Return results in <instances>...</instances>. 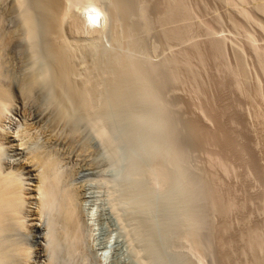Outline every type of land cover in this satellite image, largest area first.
I'll return each mask as SVG.
<instances>
[{"label":"rangeland","instance_id":"1","mask_svg":"<svg viewBox=\"0 0 264 264\" xmlns=\"http://www.w3.org/2000/svg\"><path fill=\"white\" fill-rule=\"evenodd\" d=\"M64 1L67 2L62 0V5ZM80 1H68L64 5L75 10L69 8L77 17L80 6L77 5L83 3ZM13 2L0 0V88L4 89L2 95L8 91L23 105L20 109L18 104V108L15 104L9 108L5 103L8 96L0 95V117L3 119L0 127L11 135L9 142L0 143V171L20 183V187L30 188L25 191L26 199L22 200L20 211L15 215H19L18 221L22 224L15 238L19 239L20 235L18 247H27V253L31 254L26 262L19 258L14 262L257 264L256 261L262 260L260 264H263L264 159L261 158H264V100L260 98L264 99V96L256 90L264 87V74L254 66L257 65L254 59L257 52L253 51L256 45L264 52V0H101L99 3L106 13L103 28L91 37L83 25L79 28L81 31L75 33L67 23H61L59 27V18L56 30H62L57 32L59 35L53 34L54 30L48 28L51 21L42 0V3L23 0L27 10ZM38 6L39 11L36 10ZM23 12L25 15L26 12L34 13V19L31 18L35 33L25 32L23 22L21 24ZM121 18L124 20L120 21ZM260 20L262 31L258 28L262 25ZM77 22H81L79 17ZM12 28H15L13 33ZM133 28L134 32L131 31ZM8 34L14 37L8 38ZM53 46L61 50L65 46L63 54L65 52L66 59L71 60L67 63L72 70L68 78H63V68L56 67L58 60L48 51ZM71 46L74 47L71 49ZM120 59L126 64L118 61ZM256 71L260 76L255 75ZM29 74L35 75L34 78ZM255 79L263 85L256 86L251 82ZM68 81L79 93L87 89L92 97V89L98 94L89 99L96 100L90 101L89 110L79 106L75 96L76 99L70 98L72 95L66 92ZM24 82H30V87H25ZM22 90L25 95L21 94ZM114 93L117 97H113ZM256 106L262 111L258 109L257 112ZM255 111L260 112L257 117ZM261 112L263 116H260ZM152 125L158 126L156 131ZM224 142L226 145L228 142L229 147H223ZM32 155L34 161L24 164ZM255 157L259 163L254 161ZM166 165L171 171L165 170ZM40 177L44 187L49 186L57 195L51 207L43 206V195L36 190ZM160 180L161 185L157 184ZM221 211L226 212L225 215ZM66 214L70 215L68 221ZM68 222L73 228L71 239L66 226ZM251 229L261 230L262 238ZM5 236L0 232V244L8 242ZM255 244L257 248H253ZM260 246L262 251L258 252ZM3 252L8 256H0L2 263L13 264L9 258L11 253Z\"/></svg>","mask_w":264,"mask_h":264},{"label":"bare ground","instance_id":"2","mask_svg":"<svg viewBox=\"0 0 264 264\" xmlns=\"http://www.w3.org/2000/svg\"><path fill=\"white\" fill-rule=\"evenodd\" d=\"M15 2H13V3H15V4H19L20 6H22L23 5V8H24V4H22V2H23V0H14ZM27 1V0H26ZM38 1V0H37ZM40 2H41V0H39ZM68 1H73L72 3H74V0H67V2ZM77 1V0H76ZM83 3H78V5H77V7L79 6V8H78V10H79V15L77 16V17H79L80 18V21L81 22H77V17L76 16H74L72 13L73 12H75V10H72V8H70L69 7V5H67V6H65L64 4H66L67 2H63V5H62V0H42V4H44V8H46V10L45 11H47V17H49V21H51V27H48L49 29L51 28V31H53V34H54V32L57 34V35H59L58 33H60V32H58L60 29H57L56 30V28L58 27H56V20L58 19V21L60 22H58L57 24L59 25V24H61V23H67V26L69 25V27L68 28H70L71 29V32H73V33H75V32H77V31H79V28H81L80 26H82L83 25V27H84V29H85V31L88 33V34H90V37H91V34L93 33V35H95L94 33H96V32H99L100 30H102V28H103V22H104V15H106V13H104V7L102 8V6L100 5V3H99V1H101V0H81ZM80 1V2H81ZM103 1V0H102ZM175 1V0H174ZM182 1V0H181ZM239 1V0H238ZM242 1V0H241ZM244 1V0H243ZM255 1V0H254ZM262 1V0H261ZM11 2V1H10ZM9 2V3H10ZM30 2H31V0H30ZM122 2V1H121ZM164 2V1H163ZM237 2V1H236ZM252 2V1H251ZM26 3V2H25ZM109 3V2H108ZM174 3V2H173ZM27 4V3H26ZM30 5L32 4V3H29ZM105 4H107V3H105ZM117 4V3H116ZM115 4V5H116ZM122 4H123V2H122ZM126 4V3H125ZM128 4V3H127ZM166 4V3H165ZM182 4V3H181ZM258 4V3H257ZM262 4V3H261ZM260 3H259V5H261ZM16 5V6H17ZM111 5V4H110ZM118 6H119V3L117 4ZM171 5V4H170ZM174 5V4H173ZM177 5H179V2H177ZM176 5V6H177ZM254 5V4H253ZM13 6V5H12ZM34 6H37V5H35L34 4ZM104 6V5H103ZM124 6V5H123ZM122 6V7H123ZM126 6H128V5H126ZM167 6V5H166ZM172 6V5H171ZM181 6V5H180ZM179 6V7H180ZM183 6H185V5H183ZM182 6V7H183ZM11 7V6H10ZM31 7V6H30ZM77 7H76V9H77ZM106 7V6H105ZM113 7V6H112ZM112 7H110V8H112ZM169 7V6H168ZM167 7V8H168ZM173 7V6H172ZM178 7V6H177ZM186 7V6H185ZM254 7H255V5H254ZM260 7V6H259ZM14 8V7H13ZM12 8V9H13ZM23 8H21V9H23ZM26 8H29V7H26ZM38 8V9H37ZM36 8V10H38L39 11V6ZM42 8H43V5H42ZM71 9V11H73V12H71L70 11V9ZM93 8H95V9H97V10H99V12H101L103 15H102V18L100 19V21H99V23L97 24V25H90L89 24V22H88V17H87V15H86V13L88 12V10H90V9H93ZM117 8V7H116ZM181 8V7H180ZM179 8V9H180ZM184 8V7H183ZM256 8V7H255ZM262 8H263V6H262ZM17 9H19V8H17ZM25 9V8H24ZM23 9V10H24ZM113 9V8H112ZM125 9V8H124ZM128 9V8H127ZM132 9V8H131ZM172 8H170V10H171ZM186 9V8H185ZM257 9V8H256ZM258 9H260V8H258ZM25 10H27V9H25ZM25 10H24V12H25ZM28 10H31V8L30 9H28ZM108 10H110V9H106V11H108ZM114 10H116V9H114ZM113 10V11H114ZM168 10V9H167ZM167 10H166V12H167ZM264 10V9H263ZM12 11V10H11ZM17 11V10H16ZM19 11V10H18ZM120 11V10H119ZM124 11V10H123ZM178 11V10H177ZM19 12H21V11H19ZM24 12H23V14H24ZM32 12H34V10L32 11ZM36 12V11H35ZM77 12V11H76ZM182 12V11H181ZM39 13V12H38ZM111 13V12H110ZM116 13H118V10H116ZM122 13V12H121ZM130 13V12H129ZM165 13V12H164ZM170 13V12H169ZM177 13H179V12H176V14ZM187 13V12H186ZM1 14V13H0ZM9 14V13H8ZM32 14H34V13H31V15H30V13H28V12H26V15L24 14L23 15V21L21 20V24H22V22H23V24L22 25H24V27L22 26V25H19V26H21V28L23 27L24 29H25V32L26 33H29V34H32V33H35V32H33V25H32V18L34 19V17H32V16H34V15H32ZM112 14V13H111ZM110 14V15H111ZM114 14V13H113ZM131 14V13H130ZM166 14V13H165ZM164 14V16L166 17V15ZM172 13H170V15H171ZM20 15V14H19ZM116 15V14H115ZM126 16H128L127 14H125ZM181 15V14H180ZM1 16V15H0ZM36 16V15H35ZM41 16V15H40ZM44 16V15H43ZM76 17V18H74V17ZM126 16H125V18H126ZM130 16V15H129ZM128 16V17H129ZM163 16V15H162ZM161 16V17H162ZM186 16H188V15H186ZM32 17V18H31ZM181 17V16H180ZM20 18H22V17H20ZM20 18H18L19 20H20ZM36 18V17H35ZM115 18V17H114ZM119 18V17H118ZM169 18V17H168ZM76 19V20H75ZM106 19H107V17H106ZM112 19V18H111ZM128 19V18H127ZM148 19V18H147ZM178 19V18H177ZM1 20V19H0ZM42 20V19H41ZM114 20H117V19H114ZM122 20H124V19H120V21H122ZM172 20V19H171ZM184 20V19H183ZM189 21H190V19H188ZM259 20V19H258ZM48 21V26H50L49 24H50V22ZM78 21H79V19H78ZM173 21H175V20H173ZM262 21H264V20H262ZM262 21L260 20V23L262 24V25H258V28L260 27V30L262 31V27L261 26H263V23H262ZM17 21H15V23H16ZM19 22V21H18ZM46 22V21H45ZM130 22V21H129ZM161 24H162V19H161ZM165 22H167V21H165ZM164 22V23H165ZM171 22V21H170ZM258 23H259V21H257ZM256 22V23H257ZM34 23V22H33ZM44 23V22H43ZM43 23H42V25H43ZM115 23H116V21H115ZM118 23H120L121 24V22H118ZM117 23V24H118ZM123 23V22H122ZM145 23V22H144ZM163 23V24H164ZM168 23V25H170L171 26V24H169V22H167ZM172 23V22H171ZM174 23V22H173ZM190 23V22H189ZM257 23V24H258ZM19 24V23H18ZM47 24V23H46ZM65 24H62L63 26L65 25ZM130 24V23H129ZM160 24V25H161ZM175 24V23H174ZM177 24V23H176ZM256 24V25H257ZM116 25V24H115ZM132 25V24H131ZM66 26V27H67ZM118 26H119V24H118ZM122 26V25H121ZM145 26H149V25H146L145 24ZM173 26V25H172ZM186 26V25H185ZM59 27H61L60 25H59ZM58 27V28H59ZM105 27V26H104ZM132 27V26H131ZM134 27V26H133ZM163 27V26H162ZM166 27H168V26H166ZM175 27V26H174ZM36 28V27H35ZM129 28V27H128ZM148 28V27H147ZM147 28H145V30L147 29ZM169 28V27H168ZM168 28H166V29H168ZM190 28V27H189ZM13 29H15V28H12V33H13ZM46 29V28H45ZM64 29V28H63ZM137 29V28H136ZM180 29V28H179ZM181 29H184L183 27L181 28ZM35 30V29H34ZM62 30V29H61ZM60 30V31H61ZM67 30H69V29H67ZM99 30V31H98ZM134 30V28L131 30V31H133ZM169 30V29H168ZM172 30H174V29H172ZM188 30V29H187ZM257 30V29H256ZM259 30V29H258ZM8 31V30H7ZM47 31H49V30H47ZM46 31V32H47ZM81 31V30H80ZM79 31V32H80ZM84 31V32H85ZM128 31V30H127ZM131 31H130V33H131ZM149 31V30H148ZM17 32V31H16ZM20 32V31H19ZM44 32H45V30H44ZM45 32V33H46ZM50 32V31H49ZM58 32V33H57ZM63 32V31H62ZM103 32V31H102ZM129 32V31H128ZM128 32H127V34H128ZM134 32V31H133ZM163 32V31H162ZM185 32V31H184ZM8 33H9V31H8ZM67 33V32H66ZM82 33V32H81ZM173 33V32H172ZM262 33H264V26H263V32ZM5 34V33H4ZM7 34V33H6ZM52 34V33H51ZM50 34V36H53V35H51ZM55 34V35H56ZM99 34V33H98ZM98 34H97V36H98ZM167 34H168V32H167ZM171 34V33H170ZM174 34V33H173ZM258 34V33H257ZM34 35V34H33ZM56 35V36H57ZM64 35V34H63ZM69 35V34H68ZM79 35V34H78ZM165 35V34H164ZM163 35V36H164ZM182 35V34H181ZM180 35V36H181ZM187 35V34H186ZM262 35H264V34H262ZM11 36H13L14 37V35H9L8 34V38L9 37H11ZM29 36V35H28ZM54 37V38H57V37ZM174 36H175V34H174ZM258 36V35H257ZM260 36V35H259ZM47 37V36H46ZM60 37V36H59ZM62 37V36H61ZM177 37V36H176ZM188 37V36H187ZM254 37H256V35L254 36ZM5 38V37H4ZM26 38V37H25ZM53 38V39H54ZM181 38V37H180ZM23 39V38H22ZM48 39V38H47ZM52 39V40H53ZM59 39V38H58ZM62 39V38H61ZM174 39V38H173ZM189 39V38H188ZM257 39V38H256ZM8 40V39H7ZM73 40V39H72ZM95 40V39H94ZM97 40V39H96ZM115 40V39H114ZM118 40V39H117ZM166 40V39H165ZM215 40V39H214ZM213 40V41H214ZM218 40V39H217ZM260 40H262V39H260ZM264 40V39H263ZM5 41H6V38H5ZM54 41H56V40H54ZM60 41V40H59ZM67 41V40H66ZM74 41H75V39H74ZM90 41H92V40H90ZM119 41V40H118ZM167 41V40H166ZM49 42V41H48ZM52 42V41H51ZM62 42V41H61ZM77 42V41H76ZM95 42V41H94ZM170 42V41H169ZM178 42V41H177ZM211 42V41H210ZM209 42V43H210ZM253 42H255V41H253ZM60 43V42H59ZM72 43V42H71ZM78 43V42H77ZM91 43V42H90ZM214 43V42H213ZM212 43V44H213ZM220 43H221V41H220ZM69 44V43H68ZM92 44V43H91ZM211 44V43H210ZM210 44H208V45H210ZM216 44V43H215ZM64 45H65V43H64ZM78 46H79V44H77ZM93 45H95V44H93ZM120 45V44H119ZM218 45V44H217ZM254 45V44H253ZM56 46V45H55ZM66 47H67V45H65ZM65 46H64V48H63V50L65 49ZM87 46V45H86ZM194 46V45H193ZM216 46V45H215ZM215 46H214V48H215ZM1 47V46H0ZM50 47V49H51V46H49ZM48 47V48H49ZM63 47V46H62ZM74 47V46H73ZM72 46H71V49L73 48ZM76 47V46H75ZM85 47V46H84ZM255 48H254V50L255 51H253L254 53L255 52H257V55H256V53L254 54V59L256 58V62H255V64H257V65H254L255 66V68L258 66V68H260L262 71H260V72H263V74H264V52H261L260 50H261V47H259V48H256V45L254 46ZM263 47H264V45H263ZM10 48V47H9ZM53 49L52 50H48V51H50V54H52L51 52H53L54 53V57H55V60H58V62H59V65H58V62H57V68H58V66H61L62 68H63V71H62V73L63 74H61V71H60V74L61 75H63V78H66L68 75L69 76H71L70 75V73L72 72V70H71V66H69V64L67 63V61H71V60H67L66 59V55H65V52H64V54H63V50H61V49H59L58 47H52ZM80 48H82V47H80ZM211 48V47H210ZM213 48V49H214ZM218 48V47H217ZM69 49V48H68ZM209 49V48H208ZM258 49H259V51H258ZM192 50H194V48L192 49ZM191 50V51H192ZM196 50V49H195ZM210 50V49H209ZM212 50V49H211ZM66 51H67V49H66ZM201 51V50H200ZM214 51V50H213ZM262 51H264V50H262ZM187 52V51H186ZM194 52V51H193ZM215 52H217V51H215ZM218 52H220V51H218ZM77 53V52H76ZM188 53H190V52H188ZM187 53V54H188ZM200 53V52H199ZM207 53V52H206ZM53 55V54H52ZM75 55V54H74ZM50 56V55H49ZM217 56V55H216ZM221 56V55H220ZM31 57V56H30ZM69 57V56H68ZM115 57V56H114ZM186 57V56H185ZM199 57H200V55H199ZM75 58V57H74ZM176 58V57H175ZM178 58V57H177ZM176 58V59H177ZM188 58V57H187ZM201 58V57H200ZM203 58V57H202ZM215 58V57H214ZM222 58V57H221ZM220 58V59H221ZM132 59V58H131ZM166 59H168V58H166ZM171 59H172V57H171ZM182 59V58H181ZM219 59V58H218ZM220 59H219V61H220ZM253 59V60H254ZM74 60V59H73ZM122 59H120V60H118V61H121ZM133 61H135L134 59H132ZM173 60V59H172ZM184 60V59H183ZM217 60V59H216ZM123 61V60H122ZM138 61V60H137ZM166 61V60H165ZM168 61V60H167ZM189 61V60H188ZM200 61H203V60H200ZM255 61V60H254ZM56 62V61H55ZM115 62V61H114ZM131 62V61H130ZM169 62V61H168ZM177 62V61H176ZM186 61H184V63H185ZM238 62V61H237ZM72 63H73V61H72ZM127 63H129L128 61H127ZM138 63V62H137ZM173 63V62H172ZM108 64H109V62H108ZM110 64H111V61H110ZM118 64V63H117ZM120 64V63H119ZM122 64H126L124 61H123V63ZM130 64V63H129ZM134 64V63H133ZM149 64V63H148ZM155 64V63H154ZM158 64V63H157ZM162 64V63H161ZM164 64H165V62H164ZM240 64V63H239ZM254 64V63H253ZM116 65V64H115ZM147 65V64H146ZM237 65L238 64H236V68H237ZM112 66H114V65H112ZM122 66V65H121ZM133 66V65H132ZM131 65H130V67H132ZM140 66H142V65H140ZM151 66H152V64H151ZM172 65L170 64V67H171ZM243 66V65H242ZM118 67V66H117ZM124 67V66H123ZM130 67H128L129 69H130ZM133 67H135V66H133ZM132 67V68H133ZM137 67V66H136ZM144 67V66H143ZM157 67V66H156ZM161 67H162V65H161ZM240 66H238V68H239ZM111 68H113V67H111ZM115 68V67H114ZM119 68V67H118ZM125 68V67H124ZM123 68V69H124ZM146 68V67H145ZM148 68V67H147ZM159 68V70H160V67H158ZM165 68V66L163 67V69ZM174 68V67H173ZM173 68H171V69H173ZM228 68V67H227ZM234 68V67H233ZM241 68V67H240ZM239 68V69H240ZM258 68H257V70H258ZM32 69V68H31ZM34 69V68H33ZM73 69V68H72ZM75 69V68H74ZM73 69V70H74ZM109 69V68H108ZM135 69V68H134ZM138 69V68H137ZM157 68H155V70H156ZM28 70V69H27ZM36 70V69H35ZM110 70V69H109ZM132 70V69H131ZM131 70H126V71H128V72H130ZM150 70V69H149ZM242 70V69H241ZM240 70V72L242 73V71ZM244 71H245V69H243ZM256 70V69H255ZM254 70V71H255ZM39 71V70H38ZM57 71H59V70H57ZM75 71H76V69H75ZM75 71H74V73H75ZM111 71H113V70H111ZM110 71V72H111ZM116 71V70H115ZM119 71V70H118ZM121 71V70H120ZM135 72H136V69L134 70ZM143 71V70H142ZM150 71H152V70H150ZM158 71V70H157ZM163 71V70H162ZM165 71V70H164ZM163 71V72H164ZM172 71V73H173V70H171ZM170 71V72H171ZM234 71H236V70H234ZM253 71V72H254ZM25 72H26V70H25ZM31 72H33L34 73V71H32L31 70ZM127 72V73H128ZM154 72V71H153ZM228 72V71H227ZM237 72V71H236ZM37 73V72H36ZM36 73H34V74H36ZM117 73V72H116ZM115 73V74H116ZM120 73V72H119ZM132 73V72H131ZM130 73V74H131ZM145 73V72H144ZM175 73V72H174ZM223 73V72H222ZM226 73V72H225ZM224 73V74H225ZM230 73V72H229ZM232 73V72H231ZM231 73H230V75H231ZM233 73H235V72H233ZM241 73H239V75L241 74ZM244 73V72H243ZM257 73H259V72H255V75L258 77V76H260L259 74L257 75ZM57 74V73H56ZM72 74V73H71ZM87 74H89L88 72H87ZM90 74H91V72H90ZM121 74H123V73H121ZM125 74V73H124ZM133 74V73H132ZM154 74V73H153ZM152 74V75H153ZM168 73H164V75H167ZM29 75H31V74H29ZM59 75V74H58ZM75 74H73V76H74ZM113 75V74H112ZM117 75V74H116ZM135 75V74H134ZM159 75V74H158ZM173 75H175V74H173ZM229 75V76H230ZM262 75V74H261ZM23 76V75H22ZM32 76V78H34L33 76H35V75H31ZM86 76L87 75H85V78H86ZM89 76V75H88ZM120 75H118V77H119ZM126 76V75H125ZM130 76V75H129ZM141 76V75H140ZM155 76V75H154ZM156 76H157V74H156ZM162 76V75H161ZM225 76H226V74H225ZM224 76V77H225ZM232 76H233V74H232ZM236 76H237V74H236ZM242 76V75H241ZM27 77V76H26ZM76 77V76H75ZM94 77V76H93ZM114 77V76H113ZM112 77V78H113ZM131 77H132V75H131ZM135 77H136V75H135ZM137 77H138V75H137ZM158 77H160V76H158ZM235 77V76H234ZM234 77H232V78H234ZM30 79H31V77H29ZM60 78V77H59ZM62 78V79H63ZM68 78V77H67ZM89 78H92V76L91 77H89ZM116 78V77H115ZM114 78V79H115ZM127 78H128V76H127ZM161 78V77H160ZM227 78H229V77H227ZM237 78H239L238 76H237ZM241 78V77H240ZM253 78V77H252ZM256 78V77H255ZM262 78V77H261ZM61 79V78H60ZM71 79V78H70ZM69 79V80H70ZM73 79H75L74 77H73ZM72 79V80H73ZM94 79V78H93ZM111 79V78H110ZM117 79V78H116ZM120 79V78H119ZM118 79V81H120ZM123 79V78H122ZM156 79V78H155ZM163 79V78H162ZM235 79H236V77H235ZM243 79V78H242ZM254 79V78H253ZM2 80V79H1ZM64 80H66V79H64ZM87 80V79H86ZM90 80V79H89ZM108 80H109V78H108ZM127 80V79H126ZM134 80H136V79H134ZM157 80V79H156ZM155 80V81H156ZM161 80V79H160ZM167 80V79H166ZM229 80V79H228ZM234 80V79H233ZM239 80V79H238ZM245 80V79H244ZM258 80V79H257ZM264 80V79H263ZM24 81V80H23ZM34 80H32V82H33ZM62 81V80H61ZM74 81V80H73ZM73 81H72V83H73ZM80 81V80H79ZM88 81V80H87ZM92 81L94 82V80H91V83H92ZM123 81V80H122ZM121 81V82H122ZM128 81V80H127ZM155 81H153V82H155ZM232 81V80H231ZM236 81V80H235ZM31 82V81H30ZM30 82H24V84H26L25 85V87L26 86H29L28 84L30 83ZM112 82H113V80H112ZM115 82V81H114ZM251 82H254V83H256L255 85L257 86V84H259L260 83V81H256V79H255V81H251ZM34 83V82H33ZM32 83V84H33ZM35 83H37V82H35ZM64 83V82H63ZM68 84H69V81L67 82ZM83 83H85V82H83ZM95 83V82H94ZM107 83V82H106ZM123 83H124V81H123ZM135 82H133V84H134ZM148 83V82H147ZM235 83V82H234ZM21 84V83H20ZM38 84V83H37ZM74 84V83H73ZM80 84V83H79ZM90 84V83H89ZM98 84V83H97ZM127 84V83H126ZM163 84H165V83H163ZM224 84H226V83H224ZM223 84V85H224ZM230 84H231V82H230ZM240 84V83H239ZM245 83H243V85H244ZM261 84V83H260ZM259 84V85H260ZM263 84H264V81H263ZM263 84H261V85H263ZM35 85V84H34ZM64 85V84H63ZM81 85V84H80ZM83 85V84H82ZM81 85V86H82ZM110 85V84H109ZM118 85V84H117ZM131 85V84H130ZM166 85V84H165ZM251 85V84H250ZM253 85V84H252ZM251 85V86H252ZM258 85V86H259ZM32 86V85H31ZM66 86V85H65ZM68 86V85H67ZM85 86V85H84ZM88 86H90V85H88ZM87 86V87H88ZM95 86V85H94ZM159 86H161V85H159ZM163 86V85H162ZM227 86H228V88H229V83L227 84ZM236 86V85H235ZM245 86V85H244ZM256 86L254 87L255 89H256ZM264 86V85H263ZM0 87H1V85H0ZM3 87V86H2ZM20 87H22V86H20ZM30 87V86H29ZM33 87V86H32ZM69 88L66 90V89H64V90H66V92L67 93H69V94H71L72 96L70 97V98H72L73 96H75V97H73L72 99H76V101H79V106L80 105H82L83 106V108H84V106L85 107H88V110H89V108H90V101H91V103H92V100L94 99L95 100V98H93V99H91L90 101H89V99L90 98H92L93 96H94V94L96 95L97 93L96 92H94V90H92L91 89V91H93V95H92V97H90L91 95L89 94V91H87V89H86V91H82L83 93H79L78 91H76V88L73 86V85H70L69 84V86H68ZM92 87V86H91ZM112 87H113V85H112ZM123 87V86H122ZM149 87V86H148ZM231 87V86H230ZM260 87V86H259ZM4 88V87H3ZM28 88V87H27ZM65 88V87H64ZM94 88H96V87H94ZM152 88V87H151ZM150 88V89H151ZM156 88H158V87H156ZM160 88H162V87H160ZM226 88V87H225ZM253 88V91H255V89ZM260 88H262V87H260ZM260 88H258L257 87V90L256 91H258V92H261L262 93V95L264 96V91H262V89L264 88H262L261 90H260ZM20 89V88H19ZM25 89V88H24ZM82 89H84V87L82 88ZM84 89V90H85ZM90 89V88H89ZM97 89V88H96ZM95 89V90H96ZM114 89H115V87H114ZM116 89H117V87H116ZM118 89H121V88H118ZM123 89H124V87H123ZM122 89V90H123ZM236 89H238V88H236ZM242 89V88H241ZM244 89V88H243ZM246 89V88H245ZM249 88H247L246 90H248ZM252 89V88H251ZM251 89H250V91H251ZM259 89V90H258ZM0 93L1 92H3L2 90H4V89H1L0 88ZM26 91H27V89H25ZM155 90V89H154ZM23 91L24 90H22V92H21V94H24L25 93V91H24V93H23ZM63 91V90H62ZM5 93H3V95H2V93L0 94V95H2V96H4V94H6V96H8V97H5V103L7 102L8 103V105H9V108H11V105H13V104H15V106H16V108H18L17 107V104H18V106H19V109L21 108V105H23L22 104V102H20L21 100H18L17 102H16V100L13 98V97H15L11 92V94L13 95H11V94H8L9 92L7 91V93H6V91H4ZM28 92V91H27ZM246 92V91H245ZM257 92V93H258ZM60 93V92H59ZM249 93V92H248ZM254 93V92H253ZM65 94V93H64ZM69 94H68V96H69ZM112 94V93H111ZM25 95V94H24ZM26 95H28V94H26ZM59 96H61L60 94H58ZM98 95V94H97ZM114 95H117V94H113V97H117V96H114ZM255 95V94H254ZM253 95V96H254ZM257 95V94H256ZM262 95H261V97H262ZM99 97V96H98ZM3 98V97H2ZM1 98V99H2ZM7 98V99H6ZM18 98V97H17ZM22 98V97H21ZM25 98V97H24ZM251 98V97H250ZM256 98V100H257V97H254V99ZM258 98H260V96L258 95ZM20 99V98H19ZM98 99V98H97ZM260 99H262L261 101H263L264 99H263V97L262 98H260ZM7 100V101H6ZM26 100V99H25ZM24 100V101H25ZM251 100V99H250ZM256 100H253V101H255L256 102ZM96 101V100H95ZM120 101V100H119ZM260 100H258L257 102L259 103V102H261ZM4 102V101H3ZM264 102V101H263ZM6 103V104H7ZM21 103V104H20ZM81 103V104H80ZM95 103V102H94ZM257 103V104H258ZM5 104V105H6ZM25 104V103H24ZM253 104V103H252ZM251 104V105H252ZM263 104V103H262ZM261 104V105H262ZM77 105V104H76ZM97 105V104H96ZM254 105H256V104H254ZM93 106V105H92ZM253 106V105H252ZM258 106H260V105H258ZM258 106H256V108L255 109H257V107ZM6 107H8V106H6ZM95 107V106H94ZM261 107V106H260ZM258 108V109H260L261 110V108ZM95 108H97V107H95ZM253 108V107H252ZM87 109V108H86ZM155 109V108H154ZM258 109L256 110L257 112H258ZM82 110V109H81ZM158 110V109H157ZM226 110V109H225ZM259 110V111H260ZM221 111H222V109H221ZM255 111V114H256V117H257V115L260 113H257ZM262 111V110H261ZM264 111V110H263ZM9 112V111H8ZM93 112V111H92ZM157 111H155L154 113H156ZM224 112V111H223ZM231 112V111H230ZM88 113V112H87ZM90 113V112H89ZM94 113V112H93ZM153 113V112H152ZM161 113V112H160ZM232 113V112H231ZM263 112H261V114H262ZM236 114V113H235ZM254 114V113H253ZM260 114V116H263V114L261 115ZM154 115V114H153ZM152 115V116H153ZM237 116V115H236ZM151 117V116H150ZM238 117V116H237ZM4 118V117H3ZM152 118V117H151ZM151 118H148V119H151ZM263 119V117H260V119ZM238 119V118H237ZM2 117H0V125H1V123H2ZM226 121V120H225ZM254 121H256V120H254ZM259 121V120H258ZM144 122V121H143ZM142 122V123H143ZM152 122V121H151ZM190 122V121H189ZM188 122V123H189ZM228 122V121H227ZM138 123H139V121H138ZM142 123H140L141 125H139V126H142ZM164 123H165V121H164ZM195 123H197V122H195ZM218 123V122H217ZM220 123V122H219ZM259 123V122H258ZM262 123H264V122H262ZM146 124V123H145ZM144 124V125H145ZM152 124V123H151ZM191 124H193V123H191ZM150 125V124H149ZM154 125V124H153ZM152 125V126H153ZM157 125V124H156ZM163 125V124H162ZM222 125V124H221ZM226 125V124H225ZM259 125V124H258ZM263 125V124H262ZM2 126V125H1ZM151 126V125H150ZM149 126V127H150ZM197 126V125H196ZM158 127V126H157ZM157 127L156 128H154V126H153V129L155 130V129H157ZM226 127V126H225ZM1 128V127H0ZM145 128H147V126L145 127ZM197 128H199V126L197 127ZM219 128V127H218ZM261 128H262V126H261ZM260 128V129H261ZM2 129V128H1ZM0 129V143L2 144L3 142H9L10 141V139H9V137L11 136L9 133H7L4 129H2L1 130ZM201 129V128H200ZM220 129H221V127H220ZM220 129H218V130H220ZM151 130V129H150ZM222 130V129H221ZM261 130H263V129H261ZM152 131V130H151ZM156 131V130H155ZM159 131V130H158ZM226 131V130H225ZM230 131V130H229ZM101 132V134L103 133V131H100ZM146 132H147V130H146ZM222 132V131H221ZM259 131H257V133H258ZM148 134H149V131H148ZM220 134V133H219ZM242 135H243V133H242ZM260 135V134H259ZM263 135V137H264V134H262ZM224 136V135H223ZM226 136V135H225ZM228 136V135H227ZM226 136V137H227ZM245 136V135H244ZM256 136H257V134H256ZM139 137V136H138ZM263 137H262V139H263ZM213 138V137H212ZM215 138H217V137H215ZM219 138H221L222 139V137H219ZM230 138H232V137H229V139ZM257 138V137H256ZM214 140V139H213ZM217 140V139H216ZM220 140V139H219ZM224 140V139H223ZM222 140V141H223ZM225 141H226V139H225ZM230 142H231V140H229ZM261 141V140H260ZM259 141V142H260ZM263 141V140H262ZM264 142V141H263ZM218 143V142H217ZM225 143V142H224ZM236 143H237V141H236ZM244 143V142H243ZM261 143V142H260ZM231 144V143H230ZM242 144V143H241ZM264 144V143H263ZM3 145V144H2ZM229 145V143L227 142V145H226V143H225V146L223 145V147H227ZM257 145V144H256ZM236 146H238V145H236ZM244 146V145H243ZM229 147V146H228ZM262 147V146H261ZM260 147V148H261ZM231 148H232V146H231ZM239 148V147H238ZM259 148V149H260ZM234 149H235V147H234ZM237 149V148H236ZM244 149H246V148H244ZM221 150V149H220ZM228 150H230V148L228 149ZM227 150V151H228ZM233 150V149H232ZM248 150V149H247ZM255 150V149H254ZM258 150V149H257ZM263 150V149H262ZM237 151V150H236ZM245 151V150H244ZM256 151V150H255ZM261 151V150H260ZM225 152V151H224ZM232 152V151H231ZM235 152V151H234ZM249 152H251V151H249ZM264 152V151H263ZM263 152H261V153H263ZM226 153V152H225ZM228 153V152H227ZM226 153V154H227ZM239 153V152H238ZM246 153V152H245ZM260 153V152H259ZM260 153V154H261ZM232 154V153H231ZM250 154V153H249ZM256 154V153H255ZM264 154V153H263ZM167 155H169V154H167ZM251 155H252V153H251ZM257 155V154H256ZM259 155V154H258ZM175 156V159H176V155H174ZM232 156H235V154L234 155H232ZM237 156H239V155H237ZM260 156V155H259ZM263 156V155H262ZM226 157V156H225ZM228 157V156H227ZM231 157V156H230ZM254 157V156H253ZM258 157V156H257ZM261 157V156H260ZM27 158V157H26ZM234 158V157H233ZM236 158V157H235ZM238 158V157H237ZM34 156L32 155V156H30V158H27L26 159V161L24 162V164H26V165H28V162H30V161H34ZM46 160H48V158H45ZM172 159H173V156H172ZM178 159V158H177ZM224 159H226V158H224ZM261 159H264V158H261ZM30 160V161H29ZM171 160V159H170ZM226 160H228V159H226ZM249 160H250V158H249ZM254 160V159H253ZM172 161V160H171ZM222 161V160H221ZM220 161V162H221ZM254 161H256V162H258L259 163V161H257V159H256V157H255V160ZM261 161V160H260ZM48 162H50V161H48ZM227 162V161H226ZM225 162V163H226ZM253 162V161H252ZM44 163V162H43ZM47 163V162H46ZM168 163H169V161H168ZM167 163V164H168ZM224 163V164H225ZM261 163V162H260ZM170 164H171V162H170ZM221 164V163H220ZM252 164V163H251ZM254 164V163H253ZM261 164H263V163H261ZM42 165V164H41ZM172 165V164H171ZM175 167H176V165L175 164H173ZM177 165H178V163H177ZM256 165H258V164H256ZM165 165H163V167H164ZM167 166H169V165H166V168H167ZM224 166V165H223ZM226 166V165H225ZM158 167V166H157ZM171 167V166H170ZM227 167V166H226ZM226 167H225V170H227L226 169ZM258 167V166H257ZM262 167V166H261ZM160 168H161V165H160ZM165 168V170H170L171 168H167L166 169ZM174 168L172 167V170H173ZM158 170H160L159 169V167H158ZM175 170V169H174ZM255 171H256V169H254ZM171 171V170H170ZM170 171H168V172H170ZM228 171V170H227ZM253 171V170H252ZM251 171V172H252ZM254 171V172H255ZM163 172H164V170H163ZM259 172H261V171H259ZM158 175V174H157ZM166 174H164V175H162L163 176V178L164 177H166L165 176ZM262 175V174H261ZM161 175H159L158 177H160ZM162 178V177H161ZM260 179H262V178H260ZM164 180H165V178H164ZM163 180V181H164ZM37 185L35 186L36 187V190L37 191H39V193L40 194H42L43 195V198H42V202H43V206H46V207H51L52 206V201H55V197H57V195H55V193L54 192H52L51 191V188L48 186L47 188L46 187H44V181H43V179H41V177L40 178H38L37 179ZM158 181V180H157ZM264 181V180H263ZM162 184L163 182L160 180V182L159 183H157V184ZM160 184V185H161ZM183 187V186H182ZM228 187V186H227ZM180 188V187H179ZM211 188V187H210ZM209 188V189H210ZM27 189H30V188H28V187H20V183H18L16 180H14L12 177H9V176H6L2 171H0V232H4V234H6V236H5V238H6V241H8V242H6L5 244H0V256L3 258V257H5V256H8L7 255V253H5V252H3L2 253V250H7V252H10L11 253V255L9 256V258H10V260L12 261H10L11 263H13V264H17V263H15V262H17V261H15L16 259H18L19 258V260L21 261L22 260V262L23 261H25L26 262V260H29V257H30V255L31 254H29V253H27V251H28V248L27 247H24L23 249H21V247H18V243H19V239H20V235H19V239H17V238H15V235L16 236H18L17 235V233L21 230L20 229V225H22V224H20V220L18 221V217L17 216H19V215H17V216H15L16 215V213H18V210L20 211V203L22 202V200H24V199H26V196L24 195L25 194V191L27 190ZM180 189H182V188H180ZM219 189V188H218ZM226 189V188H225ZM229 189H231V188H228V190ZM32 190V189H31ZM35 190V189H34ZM212 190V189H211ZM217 190V189H216ZM227 190V189H226ZM225 190V191H226ZM183 191H184V189H183ZM213 191V190H212ZM209 192V191H208ZM218 192V191H217ZM182 193V192H181ZM184 193V192H183ZM211 193H214V192H211ZM222 193V192H221ZM227 193V192H226ZM220 193H218V195H219ZM224 194V193H223ZM212 195V194H211ZM210 195V196H211ZM215 195H217V194H215ZM224 195H226L227 196V194H224ZM230 195V194H229ZM183 196H184V194H183ZM209 196V197H210ZM213 196V195H212ZM225 196V197H226ZM231 196V195H230ZM229 196V197H230ZM215 197V196H214ZM220 197V196H219ZM218 197V198H219ZM228 197V198H229ZM235 197V196H234ZM212 198V197H211ZM209 199V198H208ZM216 199V198H215ZM214 199V200H215ZM235 199V198H234ZM72 200V199H71ZM71 200H68V201H70L71 202ZM213 200V201H214ZM212 201V200H211ZM215 201H217V200H215ZM223 201V200H222ZM221 201V202H222ZM232 201V200H231ZM230 201V202H231ZM226 202H227V199H226ZM229 202V201H228ZM69 203V202H68ZM217 203V202H216ZM235 203V202H234ZM222 203H220V205H221ZM232 204V203H231ZM71 205V204H70ZM70 205H69V207H70ZM215 205V204H214ZM216 205H218V204H216ZM219 205V206H220ZM223 205H225V204H223ZM228 205V204H227ZM236 205V204H235ZM218 206V207H219ZM228 206H230V205H228ZM68 207V206H67ZM72 207V206H71ZM70 207V208H71ZM211 207H212V205H211ZM215 207V206H214ZM227 207V206H226ZM225 207V208H226ZM235 207V206H234ZM223 209V207H220V209ZM219 209V210H220ZM216 210V209H215ZM68 211H70V210H68ZM227 211V210H226ZM229 211V210H228ZM37 212V211H36ZM221 212H223V211H221ZM220 212V213H221ZM61 213V212H60ZM62 213H63V211H62ZM66 213V212H65ZM68 213H70V212H68ZM72 213V212H71ZM224 213V215H225V213L226 212H223ZM223 213H221L220 215H223ZM67 215V214H66ZM223 215V216H224ZM68 216H70L69 214L67 215V217H66V220L68 221V220H70L69 218H68ZM72 216V215H71ZM227 216V215H226ZM226 219V218H225ZM67 221H65V222H67ZM66 226H67V231L69 232V234H70V239L73 237V233H70L72 230H73V228H72V226H71V223L70 222H68V223H66ZM257 227V226H256ZM262 227H263V223H262ZM252 228V227H251ZM253 228H255V227H253ZM258 229V228H257ZM256 229V230H257ZM192 230V229H191ZM195 229L193 228V231H194ZM248 230V229H247ZM252 230V229H251ZM264 230V229H263ZM253 231V230H252ZM251 231V232H252ZM261 231V230H260ZM260 231H253L254 233H257L258 232V234H260L261 235V238H262V236L264 235H262V233H259ZM193 233V232H192ZM246 233H248V232H246ZM19 234V233H18ZM188 234V233H187ZM257 234V235H258ZM247 235V234H246ZM249 235H252V236H255V234H249ZM22 236H24V235H21V237ZM193 236V235H192ZM9 237H14L13 239H9ZM249 237V239H250V237L251 236H248ZM247 237V238H248ZM256 237V236H255ZM254 237V240H253V238H252V240L255 242L256 241V239L257 238H255ZM257 237H259V236H257ZM264 237V236H263ZM260 238V237H259ZM17 239V240H16ZM23 239V238H22ZM246 239V238H245ZM197 240V239H196ZM260 240V239H259ZM75 241V240H74ZM74 241H71V244H74ZM246 242H247V239L245 240ZM263 241V242H262ZM262 241H259V242H262L261 243V245H263L264 246V240L262 239ZM25 242H27V241H25ZM36 242H37V239H36ZM76 242V241H75ZM257 242V241H256ZM255 242V243H256ZM251 243H253V242H251ZM20 245H21V243H19ZM248 245V244H247ZM252 245V244H251ZM256 246H253V248H257L258 246H257V244H255ZM250 247H252V246H250ZM249 247V248H250ZM260 248V249H259ZM258 248V252L260 251H262L261 250V246ZM263 250H264V248H263ZM255 251H256V249H255ZM260 254V253H259ZM262 254V253H261ZM255 256V255H254ZM256 256H257V253H256ZM0 257V264H3L2 263V258ZM258 258L260 257V256H257ZM257 257H253L254 258V260H257L258 258ZM252 257H250V259H251ZM260 259H263V257L261 258L260 257ZM15 261V262H14ZM262 260H258V261H256L255 263H257L258 264V262H259V264H260V262H261ZM22 262H20V263H22ZM248 264V263H247ZM250 264V263H249ZM254 264V263H253ZM264 264V263H263Z\"/></svg>","mask_w":264,"mask_h":264},{"label":"snow or ice","instance_id":"3","mask_svg":"<svg viewBox=\"0 0 264 264\" xmlns=\"http://www.w3.org/2000/svg\"><path fill=\"white\" fill-rule=\"evenodd\" d=\"M86 15L88 17V22L90 25H97L100 19L102 18L103 14L99 12V10L93 8V9L88 10Z\"/></svg>","mask_w":264,"mask_h":264}]
</instances>
